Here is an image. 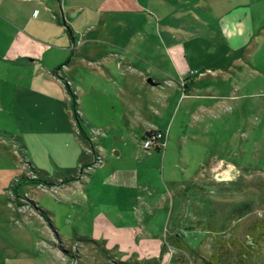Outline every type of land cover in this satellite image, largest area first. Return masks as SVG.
<instances>
[{"label":"rangeland","instance_id":"rangeland-1","mask_svg":"<svg viewBox=\"0 0 264 264\" xmlns=\"http://www.w3.org/2000/svg\"><path fill=\"white\" fill-rule=\"evenodd\" d=\"M215 1L193 0L190 8L195 20L190 31L202 40L188 59L200 73L206 64L210 70L198 86L206 112L194 116L188 148L177 149L156 170L161 207H132L154 236L162 235L160 242L138 241L130 222L111 218L130 215L131 207H105L92 198L86 175L101 157L95 132L84 124L83 111L74 109L84 70L70 49L56 72L65 88L71 131H35L21 143L16 139L21 133H9L10 138L0 125V264H27L21 256L28 264H164L168 259L169 264H264L259 224L264 222V0H230L216 10ZM237 5L248 13V27L244 21L236 48L223 47L214 30L216 17ZM181 6V0L171 5L173 22L185 26ZM131 43L138 45V37ZM123 54L137 58L132 50ZM138 54L156 60L150 51ZM218 161L223 166L215 176L209 167ZM231 168L235 172L228 175ZM147 182L152 190L153 173ZM147 254L157 262L150 263Z\"/></svg>","mask_w":264,"mask_h":264},{"label":"crops","instance_id":"crops-1","mask_svg":"<svg viewBox=\"0 0 264 264\" xmlns=\"http://www.w3.org/2000/svg\"><path fill=\"white\" fill-rule=\"evenodd\" d=\"M186 1L181 0L183 6L178 8L188 24L179 26L171 9L179 0H0V117L6 118L0 120L5 126L2 131L10 138L9 133H21L16 138L21 143L35 131H71L66 92L56 71L65 65L66 52L77 51L76 61L84 70L77 111H83L84 124L95 132L94 146L101 157V163L86 175L88 189L105 207H131L130 215L111 218L130 222L131 236L147 243H159L162 235L154 236L150 223L144 217L138 221L133 208L161 207L163 193L156 170L177 149L188 148L194 116L206 112L201 109L205 95L198 86L206 82L202 75L210 70L206 64V72L200 73L188 59L192 46L202 38L190 31L195 23L190 10L193 0ZM227 1L231 2L215 1L214 9ZM239 7L216 17L219 23L214 30L223 47L236 48L244 21L248 27L249 15ZM136 37L138 45L131 43ZM152 38L157 44L151 43ZM109 41L114 43L106 45ZM130 50L136 59L124 56ZM140 51L154 53L156 60H145ZM150 131L165 133L163 148L149 152L142 148ZM222 166L218 161L209 170L217 176ZM152 173L156 185L150 190L147 174ZM21 257L28 264V258ZM155 257L147 259L157 262Z\"/></svg>","mask_w":264,"mask_h":264},{"label":"built area","instance_id":"built-area-1","mask_svg":"<svg viewBox=\"0 0 264 264\" xmlns=\"http://www.w3.org/2000/svg\"><path fill=\"white\" fill-rule=\"evenodd\" d=\"M150 132H153V134L147 138V139H143L142 141V148L149 152V151H152L153 149H161L164 147L165 145V139H166V135L165 133H162V132H156V131H150ZM101 163V158H99L97 164H100ZM233 170V168L229 169L227 172L228 175H231L230 172ZM235 172L234 170L231 172L233 173ZM225 174V175H227ZM222 177V176H221ZM222 179V178H221ZM223 180V179H222Z\"/></svg>","mask_w":264,"mask_h":264},{"label":"trees","instance_id":"trees-1","mask_svg":"<svg viewBox=\"0 0 264 264\" xmlns=\"http://www.w3.org/2000/svg\"><path fill=\"white\" fill-rule=\"evenodd\" d=\"M72 100H73V102H74V109L77 111L78 104H77V97H76V95L73 96ZM76 117L79 118V115H76ZM78 121H79V119H78ZM152 134H153V132H148V133H146L143 139L145 140V139L149 138ZM44 214H45V213H44ZM45 215H46V214H45ZM255 224H256V223H255ZM259 224L261 225V228L264 229V222H261V223H259ZM207 228H208V230L211 229L210 226H208ZM215 228H216V230H217L216 232H218V231L220 230L218 227H215ZM209 231H210V230H209ZM219 232H220V231H219ZM180 245H182V243H181Z\"/></svg>","mask_w":264,"mask_h":264},{"label":"water","instance_id":"water-1","mask_svg":"<svg viewBox=\"0 0 264 264\" xmlns=\"http://www.w3.org/2000/svg\"><path fill=\"white\" fill-rule=\"evenodd\" d=\"M62 25L65 27V29L69 35L71 46L74 47L75 41H74L72 31H71L70 27L67 25L65 19L63 18V15H62Z\"/></svg>","mask_w":264,"mask_h":264}]
</instances>
